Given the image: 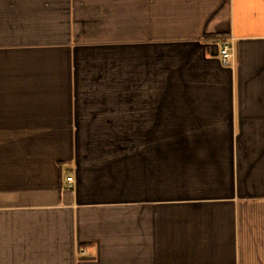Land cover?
<instances>
[{"label": "crops", "instance_id": "1", "mask_svg": "<svg viewBox=\"0 0 264 264\" xmlns=\"http://www.w3.org/2000/svg\"><path fill=\"white\" fill-rule=\"evenodd\" d=\"M0 264H264V0H0Z\"/></svg>", "mask_w": 264, "mask_h": 264}, {"label": "built area", "instance_id": "2", "mask_svg": "<svg viewBox=\"0 0 264 264\" xmlns=\"http://www.w3.org/2000/svg\"><path fill=\"white\" fill-rule=\"evenodd\" d=\"M221 62L227 67L235 65L236 62V48L233 43L226 44L221 50ZM72 178H69L68 181L72 182Z\"/></svg>", "mask_w": 264, "mask_h": 264}]
</instances>
